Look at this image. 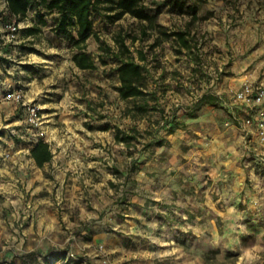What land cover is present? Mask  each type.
Masks as SVG:
<instances>
[{"label":"rangeland","instance_id":"rangeland-1","mask_svg":"<svg viewBox=\"0 0 264 264\" xmlns=\"http://www.w3.org/2000/svg\"><path fill=\"white\" fill-rule=\"evenodd\" d=\"M33 1L26 18L13 19L20 30L12 52L0 54V224L12 222L22 231L32 218L33 189L41 181L27 149L43 138L81 157L43 170L53 179L57 166L66 165V184L79 188L73 197L79 206L58 211L64 224L81 222L76 237H130L126 256L153 255V264H264V248L253 238L264 237V148L241 139L218 96L217 106L188 113L204 94L228 100L231 86L264 82V0H180L183 12L169 0H142L152 11L161 9L160 25L195 35L201 62L178 55L174 39L151 48L159 34L149 30L142 37L147 24L129 14L112 21L96 13L98 38L87 41L95 70L76 66L77 50L53 30L57 15L47 13L43 0ZM7 6L0 0L2 24L9 23ZM191 7L198 9L196 18ZM38 25L40 34L24 35ZM132 37L139 40L133 44ZM123 38L135 58L138 50L149 56V91L157 90L159 100L146 114L134 108L143 101L120 98L118 63L101 49L108 45L117 53ZM15 90L40 106L39 127L30 125L23 104L4 99ZM132 128L138 130L132 144L116 141L118 132L129 135ZM46 191L39 194L51 195ZM53 198L59 199L56 190ZM126 220L130 227L122 226ZM103 260L113 264L107 255Z\"/></svg>","mask_w":264,"mask_h":264},{"label":"trees","instance_id":"trees-1","mask_svg":"<svg viewBox=\"0 0 264 264\" xmlns=\"http://www.w3.org/2000/svg\"><path fill=\"white\" fill-rule=\"evenodd\" d=\"M8 15L4 17L5 21H12L18 19L21 21L26 18L29 10L33 7V0H7ZM169 4L176 8L179 12H183L186 8V3L180 0H169ZM48 14H56L54 32L57 36L64 37L69 41L77 53L73 57L76 66L81 70H95L98 64L95 58L87 51V41L95 36L94 31V14H100L104 18H109L112 21H118L125 15L129 14L147 25L143 27L142 37L148 36L149 30H155L159 36L151 48L156 47L160 39L170 40L174 39L178 47L175 49L178 55L191 54L195 61L202 60L199 42L195 35H192L189 29H180L177 31H170L158 22L161 14V9L155 11L146 7L142 0H43ZM107 5L108 7H103ZM194 18L197 17V7H191ZM104 11L108 12V16L104 15ZM42 26L48 23L42 17L40 20ZM25 36H36L42 32V28L38 26L28 27L23 30ZM139 38L132 37V43L135 44ZM120 48L117 53L108 45H101L102 51L113 58L118 63L117 74L120 82L118 87L119 95L122 100H141L143 103L136 104L134 107L139 112L146 114L150 110H155L151 105V101H158L157 90L149 91V72L148 53L143 50H138V58H135L130 47L126 45V39L119 41ZM99 62L102 65H107L108 61L104 55H100ZM205 105L217 106L218 97L213 94L202 95L192 107L188 109L190 115L200 111ZM172 122H169L170 124ZM172 125V124H170ZM105 130L108 127L104 128ZM129 135L121 136L118 132L116 135L117 142H123L128 145L132 144L137 139L138 130L132 128ZM163 146V141L157 143ZM31 157L40 168L53 160V152L50 144L43 138L34 143L31 148ZM53 261V258L50 259Z\"/></svg>","mask_w":264,"mask_h":264},{"label":"crops","instance_id":"crops-1","mask_svg":"<svg viewBox=\"0 0 264 264\" xmlns=\"http://www.w3.org/2000/svg\"><path fill=\"white\" fill-rule=\"evenodd\" d=\"M6 4L8 2L6 0ZM4 16L8 15V6L3 13ZM13 22L9 21V23ZM9 23L2 24L0 22V54H8L12 52V45L14 41L8 38L7 25ZM6 84H9V80L5 79ZM256 84H264V82H258ZM244 84L239 83L236 86H231L226 89V96L229 98H222L217 93L219 98L222 99L223 105L227 110L235 112L244 118L247 115L244 107L233 102L232 91H237L243 87ZM214 94V93H213ZM252 116L256 119L255 114L252 112ZM239 134L242 140H244V134L237 128L233 127ZM254 146L263 147L264 143L260 141L256 133V126L251 129V134L248 137ZM46 141L50 144L53 152V160L50 163L45 164L40 168L36 165L34 159L30 157L34 163L35 176L41 183L38 187L33 189V194H37L34 198L32 218L30 217L25 221V226L20 231L19 226H14L12 222L8 225L6 221L0 224V264H104V258L107 255L110 262L113 264H119L129 260L130 264H153L156 256L151 255L143 256L139 255L126 256L124 251V242L126 238L130 237H109L108 234H103L99 237L97 235L94 238L89 237H76L74 235L77 227L81 225V222L77 219L74 221L68 220L67 223H62L59 218V209L73 208L76 209L78 202L73 197L80 194L78 186H70L66 184L68 175L70 174L67 166H57L55 178H48L44 175L43 170H47L48 167H56L58 163H64L67 161L73 162L81 159L80 155L66 154L64 153V147L61 142L52 143V141ZM38 142V141H37ZM36 143V142H35ZM32 148V146H31ZM27 149V151H31ZM55 148V149H54ZM58 148V149H57ZM57 150H59L57 152ZM71 167V166H70ZM72 169V172L75 170ZM73 174V173H72ZM70 178L73 176H69ZM56 180V181H55ZM46 189V192L51 195L39 194V191ZM57 191L58 198H53V192ZM69 191V194L67 192ZM66 192V194H65ZM64 198H60L63 195ZM69 195V196H68ZM72 195V196H71ZM71 196V197H70ZM31 204V203H30ZM30 206V205H29ZM62 206V207H61ZM72 213V212H71ZM75 213V212H74ZM67 216V215H66ZM81 220V219H80ZM120 222H117L118 225ZM122 226L130 227V220L122 222ZM70 230V232H68ZM86 234L87 232H83ZM256 242L255 245L258 248H264V237H253ZM88 239V241H85ZM238 240H242V237H237ZM86 248L81 250L82 247ZM104 247L103 253L98 251V247ZM71 254L76 255L74 258ZM138 254V253H137ZM53 258V261L50 259ZM145 258V261L143 260ZM122 260V261H121ZM104 261V262H103ZM144 261V263H143Z\"/></svg>","mask_w":264,"mask_h":264},{"label":"built area","instance_id":"built-area-1","mask_svg":"<svg viewBox=\"0 0 264 264\" xmlns=\"http://www.w3.org/2000/svg\"><path fill=\"white\" fill-rule=\"evenodd\" d=\"M8 38L13 41L16 39L20 24L12 22L7 25ZM233 101L244 107L247 115L241 118L235 110L230 112L232 123L237 127L245 137H249L251 129L255 125L256 133L262 143H264V84L245 83L243 87L237 91L231 92ZM6 101L23 104L28 114V121L31 126L39 127L41 123V108L35 103L24 101V95L21 90L10 91L5 95ZM255 114L256 119L251 113ZM74 258V254H71Z\"/></svg>","mask_w":264,"mask_h":264}]
</instances>
